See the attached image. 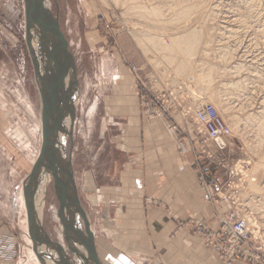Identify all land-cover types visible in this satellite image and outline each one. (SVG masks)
<instances>
[{"label": "rangeland", "instance_id": "1", "mask_svg": "<svg viewBox=\"0 0 264 264\" xmlns=\"http://www.w3.org/2000/svg\"><path fill=\"white\" fill-rule=\"evenodd\" d=\"M45 1L51 16L57 18L75 63L78 97L71 137L65 135L64 144L67 154L71 150L75 188L96 247L98 239L103 240L104 227L110 226L104 221L103 210L111 195L118 194L123 173L132 162L130 153L122 147L127 117L120 113L118 102L129 100L134 104L137 121H159L164 129L160 118L146 114L141 99L144 95L149 102L159 98L157 107L169 121L174 116L182 119V111L188 106L208 103L230 127L225 154L201 157L206 165L220 170L221 188H225L229 173L216 164L243 167L238 170L243 172V180L239 173L232 177L234 186L227 189L226 196L251 211L256 219L252 220L253 228L259 232L255 246L264 255V0ZM184 7L188 11L185 19L178 16L186 12ZM186 36L197 43L190 56L172 47L176 38ZM185 46L182 42L180 48ZM130 66L137 69L136 73L129 71ZM178 89L177 104L169 108L166 95ZM182 120L195 129L190 118ZM206 146L212 151L210 143ZM40 151L41 100L25 43L23 2L0 0V165L1 171L9 165L13 172L10 206L4 205L5 210L0 206V218L17 240L16 264L18 259L24 260V255V264L28 261L27 216L25 208L24 213L20 209L19 198ZM195 161L202 169V163ZM48 177L43 195L39 193L41 180L35 188L44 200L39 224L51 241L64 245L72 259L56 216L58 200L53 180L50 174ZM193 180L197 186L195 177ZM232 212L230 208L229 223H234ZM166 213L171 217V211L166 209ZM198 222L207 231L217 230L220 224L216 221L209 229L204 221L177 220L169 240L183 232L208 250L190 226ZM79 224L82 227L80 219ZM215 256L219 264H228ZM30 257V264H39L35 256Z\"/></svg>", "mask_w": 264, "mask_h": 264}, {"label": "crops", "instance_id": "2", "mask_svg": "<svg viewBox=\"0 0 264 264\" xmlns=\"http://www.w3.org/2000/svg\"><path fill=\"white\" fill-rule=\"evenodd\" d=\"M129 102H118V109L127 117L122 147L130 153L132 162L123 173L118 194L111 195L103 210V218L107 219L104 221L110 226L104 227L103 240L96 238L97 255L99 252L105 264H219L215 254L197 245L187 234H174L171 241L169 237L177 220L204 221L213 229L217 216L230 214V208L223 203L216 207L207 203L194 185V160L202 163L204 175L211 183L219 186L223 175L203 161L201 138L189 121L177 116L173 119L189 143L188 153L179 156L160 122L137 121L134 104ZM2 169L0 165V206L5 210L8 203L10 206L13 172L9 165ZM13 201L15 204L16 199ZM20 201L23 203L22 193L19 206L24 213V203L21 206ZM166 209L172 212L171 217L167 216ZM16 246L14 234L0 218V264H16ZM28 246V252H32L29 243ZM18 260L24 264L25 255L24 260Z\"/></svg>", "mask_w": 264, "mask_h": 264}, {"label": "water", "instance_id": "3", "mask_svg": "<svg viewBox=\"0 0 264 264\" xmlns=\"http://www.w3.org/2000/svg\"><path fill=\"white\" fill-rule=\"evenodd\" d=\"M25 17V43L41 100V151L23 186L27 216V234L40 264H101L95 245V235L81 207L72 171L71 150L59 134L73 130L78 85L75 63L68 45L44 0H22ZM64 115H69V132L64 131ZM63 141V140H62ZM63 151V152H62ZM44 170V171H43ZM50 174L58 200L57 219L61 225L64 245L51 241L43 232L37 217L36 186L40 174ZM82 221V227L79 224Z\"/></svg>", "mask_w": 264, "mask_h": 264}, {"label": "built area", "instance_id": "4", "mask_svg": "<svg viewBox=\"0 0 264 264\" xmlns=\"http://www.w3.org/2000/svg\"><path fill=\"white\" fill-rule=\"evenodd\" d=\"M129 71L136 73L137 69L134 66L129 67ZM169 95V108L174 107L177 102V94L180 89L170 90ZM142 104L146 107V114H149V118L152 116L160 118L165 131L173 139L177 148L179 156H184L189 151V143H187L185 136L180 131L179 127L173 122L165 119L160 110L157 107L159 102L158 97H154L149 102L143 95ZM186 108V107H185ZM190 118L195 127V133L201 138V150L200 155L206 159H210L213 156H222L225 154L228 148V139L231 135L230 127L225 124L218 116L215 108L208 103H202L196 107L188 106L186 110L182 111V119ZM206 143L212 145V151H209ZM212 155V156H211ZM224 162V161H223ZM214 165V164H213ZM222 169H226L229 173V180L225 188H221L214 183H208L205 179V175L198 163L195 161L192 164L194 177L199 191L204 196L207 203L216 207L220 203L231 208L232 217L234 223H229L231 214L227 217L223 215L217 216L218 229L215 231H207L206 227L198 222L191 226L192 230L195 229L196 234L201 238L204 247L214 252L222 263H234L235 261H244L249 264H264V255L259 253V248L255 246V238L259 232L254 230L252 220H256L252 215L248 207L238 203L234 204L233 199H229L226 196L227 189H231L232 177L237 176L238 173L243 180V172L238 170H244L243 167L237 168L236 166L227 168L226 165H220Z\"/></svg>", "mask_w": 264, "mask_h": 264}, {"label": "bare ground", "instance_id": "5", "mask_svg": "<svg viewBox=\"0 0 264 264\" xmlns=\"http://www.w3.org/2000/svg\"><path fill=\"white\" fill-rule=\"evenodd\" d=\"M44 4H45V6H46V1L44 0ZM171 6V5H170ZM177 6V5H176ZM180 6V5H179ZM130 7H132V6H130ZM135 8H137V5L136 6H134ZM178 7V6H177ZM190 7V6H189ZM47 8H48V6H47ZM134 8V9H135ZM179 8V7H178ZM184 9H185V11H186V8L184 7ZM184 9L182 10V11H184ZM189 9V8H188ZM187 9V10H188ZM192 9V8H191ZM190 12V11H189ZM192 12H193V10H192ZM181 13V12H180ZM186 13L188 14V11H186L185 13L184 12H182V14H180V15H178V16H180L181 17V15H182V17L184 18V16H186ZM184 14V15H183ZM188 16V15H187ZM178 19H180L179 17H177ZM182 18V19H183ZM185 19V18H184ZM194 32V31H193ZM193 32H191V33H193ZM201 32V31H200ZM193 35V34H192ZM196 35V34H195ZM189 36V35H188ZM181 37V36H180ZM182 37H183V35H182ZM198 37V36H197ZM187 38V39H186ZM182 42H186V46L185 47H182V48H180V46H181V43ZM195 42L196 41H194V39H193V37H185V38H176L174 41H173V44H172V47H173V50L175 51V52H178V53H181L182 55H184V56H190L191 54H193V51H195V45L197 44H195ZM200 105V104H199ZM199 105H197V106H199ZM93 110H94V107L91 109V112H93ZM63 120H65V122H64V131L66 130V131H68L69 132V120H70V117H69V115H64V117H63ZM63 133V132H62ZM62 133H60L59 134V136H58V138H59V141L61 142V143H63V145H64V143H65V138L67 137H65V135H62ZM63 137V138H62ZM63 140V141H62ZM62 150L64 151L65 150V147L63 148L62 147ZM62 151V152H63ZM44 171V170H43ZM41 180V182H40V189H39V193H43V189H44V186H46L47 185V183L49 182V177L47 176V174H45L44 172H42L41 174H40V178H39V181ZM41 194H38L37 195V201H36V205H37V217H38V220H39V218H40V212H41V208H42V206H43V204H44V200H42V195ZM44 197V196H43ZM22 198H23V196H22ZM44 199V198H43ZM23 203H24V200H23ZM23 203H21V206L23 205ZM24 208H25V205H24ZM196 221H198V220H196ZM29 238V237H28ZM28 238L26 239V241L31 245V249H32V242H30L31 240H30V238H29V240H28ZM32 252H33V250H32ZM32 252H28L29 254H28V261H30L31 260V257L30 256H35V254L34 253H32ZM34 254V255H33ZM34 258H36V256L34 257ZM36 260H37V258H36ZM72 260H73V256H72ZM37 262H38V260H37ZM39 263V262H38ZM40 264V263H39Z\"/></svg>", "mask_w": 264, "mask_h": 264}]
</instances>
